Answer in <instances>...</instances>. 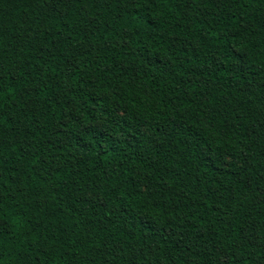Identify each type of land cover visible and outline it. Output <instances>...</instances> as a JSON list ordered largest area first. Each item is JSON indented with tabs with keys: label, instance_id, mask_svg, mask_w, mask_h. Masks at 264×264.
I'll return each mask as SVG.
<instances>
[{
	"label": "trees",
	"instance_id": "obj_1",
	"mask_svg": "<svg viewBox=\"0 0 264 264\" xmlns=\"http://www.w3.org/2000/svg\"><path fill=\"white\" fill-rule=\"evenodd\" d=\"M0 264H264V0H0Z\"/></svg>",
	"mask_w": 264,
	"mask_h": 264
}]
</instances>
